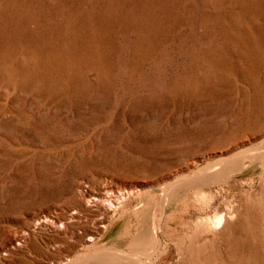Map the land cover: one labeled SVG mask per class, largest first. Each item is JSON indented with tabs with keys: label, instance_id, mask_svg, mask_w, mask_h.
Masks as SVG:
<instances>
[{
	"label": "rangeland",
	"instance_id": "rangeland-1",
	"mask_svg": "<svg viewBox=\"0 0 264 264\" xmlns=\"http://www.w3.org/2000/svg\"><path fill=\"white\" fill-rule=\"evenodd\" d=\"M263 138L264 0H0V264H264Z\"/></svg>",
	"mask_w": 264,
	"mask_h": 264
},
{
	"label": "bare ground",
	"instance_id": "bare-ground-1",
	"mask_svg": "<svg viewBox=\"0 0 264 264\" xmlns=\"http://www.w3.org/2000/svg\"><path fill=\"white\" fill-rule=\"evenodd\" d=\"M263 140H264V138H263ZM249 147H251V146H249ZM232 156L233 155L222 158L220 160V162L217 163V164H222V167H221L220 171L215 172L212 175L213 178L220 179L225 174L227 175L230 172H234V171L240 172L241 170H245L246 168L250 167L251 165H253L257 161L264 160V145L263 146L262 145L256 146L255 148H252L250 150L238 152L234 157H232ZM216 168L217 167H215V169ZM212 170H211V172H212ZM199 177H200V175L198 176V178ZM199 179H203V178H199ZM178 183L179 182L170 183V185H168L166 190L171 191L173 188L176 187V185ZM222 220H224L222 215H219L216 217V223L218 224V226H221ZM158 221H159V219H158L157 215L152 216L150 219V222L147 225V227L145 228V230L141 231V233L138 235V237L135 236L136 239L134 240V244L139 245V244H142L145 242L144 243L145 246H149L150 248L151 247L156 248L158 245V240H159V236H158L159 230H157L158 224H159ZM126 256H128V254L124 253L122 250L121 251L115 250V251L108 252V251H105L103 248L99 247L96 249H89L83 253L74 255L73 257L68 258V260L63 261L60 264H122V263L126 262L124 260L125 258H127Z\"/></svg>",
	"mask_w": 264,
	"mask_h": 264
}]
</instances>
